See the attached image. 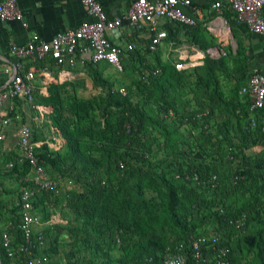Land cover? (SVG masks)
I'll list each match as a JSON object with an SVG mask.
<instances>
[{
	"label": "trees",
	"instance_id": "trees-1",
	"mask_svg": "<svg viewBox=\"0 0 264 264\" xmlns=\"http://www.w3.org/2000/svg\"><path fill=\"white\" fill-rule=\"evenodd\" d=\"M230 25L235 32H241L246 35V28L236 24L229 19ZM184 27L181 26V30ZM180 30V29H179ZM180 30V31H181ZM176 34L172 33L173 39H176ZM247 39H250V36ZM250 41V40H249ZM202 50H206L205 46H200ZM244 41L238 42L235 61H239L241 57L246 60ZM124 61L126 65H136L139 82L143 85L124 86L127 94L125 96L118 92H111V84L105 80L98 71L96 64L86 62L83 69L91 80L101 88L104 92L102 98L97 102V111L104 122H97L96 125L89 121V112L92 110V104L88 102L73 103L68 110L63 107L60 99L52 103V123L63 139V145L59 149L49 148L43 144L42 149H36L37 156L42 162L46 173L54 171L59 178L66 179L68 182L84 183L82 193H73L72 208L78 210L82 218L77 220V225L73 227L72 232L81 234L76 237L75 243H79V248L72 249L66 253L64 264H161L164 258L171 254L178 244H184L186 255L188 257L187 264H194L192 256L191 244L198 238L204 237L207 241L201 246V253L205 259L202 264H216L219 256V250L223 249L226 252L223 258L228 264H239L235 255L232 254V247L227 244L226 240L221 236V231L244 232L246 234L251 231L250 225L255 224V234L259 242H262L261 231L264 219V152L258 154L253 151V160L248 156L246 150L253 149L255 146H263L264 149V134L259 128L250 129L249 125V101L242 99L239 96V81L237 91L233 98L223 96L219 88L218 67L224 68L227 74L229 70V56L213 60L206 57L204 63L200 67L190 69L188 71H177L171 62H163L156 56L154 64H148L146 57L141 55L140 51H133L126 54ZM49 66L56 64L54 60H46L36 64V67ZM32 65V64H31ZM125 65V69H126ZM243 69H248L247 64H243ZM30 63L25 66L28 68ZM238 67V65L236 66ZM242 67H238L239 72ZM202 72L203 76L198 78V86L200 91L208 93L209 98L213 100L215 105L224 108L229 112V121L225 122L224 131L220 134L223 137V143L229 146V162L240 159L241 168L238 170L234 179L238 177L237 182L246 181L245 191L247 195L245 200H241L236 204V209L229 212L225 208L223 200L218 203H213L207 206L213 223L217 225V229L203 234H193L196 227L187 219L186 215L182 214L184 204L174 192L176 183L168 182L164 177H160L163 185L167 189L161 190L155 188L149 181L139 180L128 188L127 197L119 206L111 209L102 192V186L93 184V171H98L103 168V160H97L91 155L94 152H105L107 158L120 156L122 161L134 162L139 165L147 164L149 168H153L152 164L143 159V154L136 151V148L141 145V130L144 122L150 120L154 125L159 122L154 121L144 110L137 104L130 101V97L134 94H139L141 97L158 96L164 101V106H158V110L162 117V122L170 124L182 125L186 124L190 130H200L202 133L209 131L210 116L213 109L199 108L189 112L181 113L171 108L168 105L167 98L174 88L182 86L185 78L196 72ZM147 72V74H145ZM156 72V73H155ZM233 72V71H232ZM197 75V74H196ZM228 77L231 76L227 74ZM15 107L21 108L22 100L16 97L13 100ZM240 108V112L236 113V109ZM120 110L123 115L119 121L114 124L111 122V109ZM264 110L256 112L255 117H259ZM14 112L11 116L13 117ZM239 122V124H238ZM238 125V130L233 128ZM122 125H127L126 129L119 130ZM235 131V136H231L228 129L230 126ZM229 126V127H228ZM236 139H234V138ZM33 142H38L33 132ZM98 144V147L96 146ZM95 145V146H94ZM107 145V147L105 146ZM110 146V147H109ZM143 148V147H142ZM185 154L180 153L182 160L179 169V184L193 185L208 192H216L220 178L218 176L219 167L216 160L208 159V150L201 145ZM238 150V152H235ZM121 153V154H120ZM13 168L9 171L10 175H16L19 171V165L30 170L27 163H20L18 159H14ZM10 163V162H8ZM7 164V163H6ZM118 171L123 173L125 165L123 162L118 164ZM138 170V169H137ZM138 171H141L139 168ZM8 172V171H7ZM142 172V171H141ZM13 173V174H12ZM25 174V173H24ZM17 177L22 189L31 187L30 184L23 182V178L28 174ZM48 175V174H47ZM15 176V177H16ZM52 177V176H51ZM50 177V178H51ZM215 180L212 182V178ZM56 176L51 179L57 180ZM61 182V180H57ZM104 185V184H102ZM150 187L157 193L150 200L144 199V189ZM61 190V189H60ZM70 189L61 190L59 196L69 195ZM18 195V198L20 196ZM191 199V194H188ZM17 198V199H18ZM40 200L35 195L33 209L37 212ZM221 207L217 212H211L216 206ZM0 202V212L2 210ZM16 217L12 219V227L9 231L15 237V244L22 241L21 232L19 229L20 209L14 205ZM41 220L48 223L45 228V234L55 231L54 246L46 248L43 252L47 254L51 260V252L57 251L58 239L66 235L62 224H49L51 214L47 211V207L43 210ZM144 213V214H142ZM39 214V213H37ZM144 215V216H143ZM244 217V224L237 229L234 220ZM170 228L176 232L179 237L177 242L167 243L164 239L163 229ZM44 233V232H43ZM192 233V234H191ZM214 233L219 237V241L212 243L209 240V234ZM44 234V235H45ZM67 236V235H66ZM117 249L119 256L112 255L111 252ZM0 264H17L16 261L7 257L4 248L2 247V232L0 231Z\"/></svg>",
	"mask_w": 264,
	"mask_h": 264
},
{
	"label": "rangeland",
	"instance_id": "rangeland-1",
	"mask_svg": "<svg viewBox=\"0 0 264 264\" xmlns=\"http://www.w3.org/2000/svg\"><path fill=\"white\" fill-rule=\"evenodd\" d=\"M228 56L229 70L227 74H248V69H243V64L245 63L243 57L237 62L235 61L237 59H235L233 54ZM155 59L156 56L146 59V62L148 64H154L156 62ZM122 65L125 66V63L123 62ZM136 65L138 64H128L126 65V69L124 68L122 72H113L111 66L109 67L105 63L98 64L99 70L102 73H105V68L108 69L109 74L101 75L105 80L110 82L112 93L116 92L117 88L124 86H143L139 82ZM237 65L238 67H242V69L236 73V71H238V67H236ZM202 74V72L198 71L195 74L186 77L184 84L174 88L173 92L170 93L167 102L168 105H172L171 108L173 110L181 113L204 107H206V109L212 108L213 111L209 119L210 127L208 132L202 133L200 130H194L192 132L186 124L177 125L162 122L158 106L166 107L164 101L158 96L141 97L139 94H134L130 97V101L133 104L140 106L154 121L159 122L157 125H154L150 120L144 122L141 130V145L136 148V151L142 153L143 159L148 160L153 168H149L147 164L139 163L138 165L137 163L130 161H126L125 163L120 156L108 159L105 152L98 151L91 154L97 160H103L104 162L102 169L93 171V184L102 186V192L111 209L116 208L119 206L120 202H123L124 199H126L124 197H127L128 188L139 180L145 181V183L149 181L155 188H160L161 190L166 191L167 189L160 179L162 176L168 182L177 184L174 188V192L183 202L185 208L181 213L186 215L187 219L196 227L193 234L197 235L217 229V225L213 223L212 216H210L207 206L213 203H218L219 200H223L226 210L233 212L236 209V204L247 198V195L244 193L242 194V192L245 191L246 181L243 180V182L239 183L234 179L238 170L241 168V161L240 159H237L235 162H229V146L226 143H223L224 139L220 134L224 131L225 122L229 121V112L224 110V108L215 105L213 100L209 98L210 95L208 93L200 91L198 78L199 76H203ZM227 74L225 73L224 68L218 67L219 88L223 93V96L229 99V97L233 98L235 96L237 85L234 82L235 79L230 76L228 77ZM45 81L46 84L42 87L41 92L36 91V104L45 106L48 111L51 110L52 112V103L58 99L62 101L63 107L66 110H68L73 103L81 101L88 102L92 104V110L89 112V121L91 124H94L95 126L99 121L104 122V118H102L97 111V102L104 95V91L96 86L87 74L75 73L65 79L60 76L59 72H56V74L50 75V78ZM48 111L44 112V109L42 110L43 117H40L37 111L33 113L39 120V122L34 125V135L39 141H47L42 143V145L51 143L48 137V133L50 132L48 125L51 124L53 129H55L54 131H56V128L52 123L53 118L52 115H50L51 112ZM122 115L123 113L120 110L112 108L110 117L111 122L116 124L119 119H121ZM126 126L127 125H122V127H119V130L120 128L126 129ZM233 128L237 130L239 129L237 123L236 127L233 126ZM233 128L230 126L228 129L231 136H235ZM42 145L39 146V150L42 149ZM200 145L208 150V159L212 160V158H214L219 167L218 176L220 182L216 192H208L191 184L178 183V172L182 163L179 156L180 153L185 154L192 150H196V147ZM52 146L53 148H57L58 145L55 146L53 143ZM96 146L98 147V144H96ZM105 146L107 147V145ZM253 151L254 149L252 148L246 150L248 156L252 160L253 158H257L254 156L255 154H253ZM235 152H238V150H235ZM121 162L125 165V171L123 173L119 172L117 167ZM18 166L19 171L18 173L16 172L17 176L15 178L23 176L24 173V175H29V170L26 169V167L19 164ZM139 168H141L142 172L138 171ZM9 172L11 171L8 170V173ZM47 174L48 177L56 176L57 180H61V190L67 187L70 189L68 196H66V193L64 196H59L60 193L56 194L54 191H36V196L42 200V202L39 203L37 210V213H39L38 215L40 217L41 215L43 216V210L47 207V211H49L48 213L51 214V218L55 221L52 224H62L65 229L64 233L67 236H64L65 239L60 237L56 245V253H50L52 264H64L66 261V253L72 249L79 248L80 246L79 243H75V241L77 240L76 237L82 235L76 232L73 233L72 230L73 227L77 225V220L82 218V215L78 210L71 206L74 200L73 193H82L85 187L82 181L75 184L74 182H68L66 179L59 178L54 171H50ZM18 187L19 188L16 189L14 195L15 201L20 193V186L18 185ZM188 194H191V199L188 197ZM156 195L157 193L154 189L150 187L144 189V199L150 200L151 197H155ZM122 198L124 199L122 200ZM11 207L12 208L8 211V214L10 219H13L17 216L14 203ZM219 208L221 207L218 205L211 212H217ZM59 221H63V223ZM262 222V242H259L257 239V235L255 234L256 225L254 223L249 226L252 230L248 231L246 234H244V232H234L230 230L221 231V236L226 240L227 244H230L232 247V254L235 255L239 264H264V219ZM46 226L48 225H45L42 228L37 227L36 231H41L45 234V231L47 230L45 228ZM162 233L167 243L173 244V242H177L179 235L176 232H173L170 228H164ZM54 237L55 231L53 233L45 234L46 248H52L54 246ZM111 254L119 256V251L115 249Z\"/></svg>",
	"mask_w": 264,
	"mask_h": 264
},
{
	"label": "built area",
	"instance_id": "built-area-1",
	"mask_svg": "<svg viewBox=\"0 0 264 264\" xmlns=\"http://www.w3.org/2000/svg\"><path fill=\"white\" fill-rule=\"evenodd\" d=\"M82 4L91 21L82 23L74 29L57 33L50 40H43L37 34H33L30 40L23 46L14 43L9 45V56L17 62L13 64V74L6 85L0 89V144L5 139L8 128L12 124L11 114L15 110L13 100L19 97L23 103L31 109L39 110L35 102L37 87L35 84L36 72L34 69L24 67L22 62L38 64L47 58L54 60L57 66L73 67L77 60L84 64L86 60L91 63L107 62L118 72L123 71V57L133 51H139L136 43L116 44L112 40L122 39L121 28L126 24L129 28L141 31L146 28L150 33V39L145 45L149 52L155 51L167 38V32L159 29L161 20L177 22L186 26H194L195 22L185 15L179 8L180 5L190 6L189 0H136L126 16L108 18L102 6L97 0H82ZM224 5L234 13L236 20L245 25L248 30L256 35H264V0H217L213 4L216 10ZM0 22H19L23 27L22 14L17 8L16 0H0ZM109 34V36H108ZM112 34V40L110 38ZM175 43L171 44L173 47ZM213 56V52L209 51ZM88 55V59L85 56ZM205 53L192 50L191 53L181 52L174 67L178 71H188L203 65ZM43 76H49L47 66L39 67ZM125 96L127 91L121 87L116 90ZM240 96H247L250 102L249 111L255 114L264 110V74L253 71L247 85L239 91ZM7 103L5 107L4 104ZM250 129L259 128L264 134V114L249 119ZM33 130L30 126H23L17 141V159L20 163H27L33 171L32 176L23 178V182L31 187L22 189L19 198L14 205L20 209L19 229L22 241L15 244V237L9 231L2 232V247L8 258L17 264H50V258L43 252L46 238L43 232L36 231L48 223L42 222L40 216L33 209L36 191H54L61 194L60 182L48 177L42 162H40L36 149L39 144L32 141ZM13 168V162L4 166L5 171ZM239 178L236 177L235 180ZM215 178H212V182ZM244 217L234 220L237 229L244 224ZM212 243L219 241V237L209 234ZM207 241L201 237L192 242L191 251L194 264H202L205 260L201 253V246ZM225 250H219L216 264H228L225 258ZM187 255L184 244H178L173 252L167 255L161 264H187Z\"/></svg>",
	"mask_w": 264,
	"mask_h": 264
},
{
	"label": "crops",
	"instance_id": "crops-1",
	"mask_svg": "<svg viewBox=\"0 0 264 264\" xmlns=\"http://www.w3.org/2000/svg\"><path fill=\"white\" fill-rule=\"evenodd\" d=\"M97 1L102 6L107 17L112 19L115 17L126 16L130 6L136 0ZM189 1L191 2L189 7L180 5L179 8L185 15L194 20L195 25L186 26L177 22L161 20L159 29L167 32V38L153 52H149L145 49V45L148 43L151 36L146 28L138 31L131 29L124 24L121 28L123 38L120 40H114L113 38L112 40V34H110V38L114 43L120 45L128 42L136 43L140 48L139 51L141 55L145 56L146 59L157 56L163 62H171L173 66L177 61L178 55L183 51L188 53H191L192 50L200 51L205 53V58L209 57L213 60H218L233 54L236 59L238 42L242 40L247 48L244 56L246 57L245 63L248 67V74H230V77L235 79L234 82L236 84L239 81V91L247 85L249 77L253 71L256 70L264 74V35L256 36L252 34L245 25L236 20L234 13L227 5H224L220 10L214 9L213 4L217 0ZM16 5L22 14V21L26 24V27H23L19 22H0V89L10 80L13 74L12 66L17 62L14 58L9 56V45L11 42L17 46H23L30 40L33 34H37L43 40H50L59 32L77 28L82 23L92 20V18L88 16L85 7L82 4V0H16ZM262 14L264 16V9ZM229 19L233 20L236 24L245 27L246 35H243L238 31L235 32L230 25ZM181 26L184 27L183 30H181ZM177 32V38L173 39L172 33L176 34ZM246 36H250V39H247L248 37ZM172 43H175L173 47H171ZM200 46H205L206 50H202ZM209 51L213 52L215 55L213 56ZM85 59H88V55L85 56ZM124 59L125 57H123L122 64L124 62L126 65ZM46 60L50 59L47 58ZM86 62L90 63L88 60H86ZM27 63L28 62L26 61L22 62L24 67ZM85 63L81 64L79 60H77L73 67L67 65L57 66L56 64L49 66V63L45 64V66L48 67L50 75L59 72L61 77L67 79L71 74H86L83 69ZM99 63H105L109 67L111 65L105 61L96 63V67L100 74H109L108 69L106 68L104 69L105 73H102L99 70ZM124 67L125 66H123V69ZM29 69H34L36 72L35 84L37 91L41 92L42 87L46 84L45 80L49 79L50 75L43 76L39 68L36 67V64H30ZM112 70L113 72H118L114 68ZM145 74H147V72H145ZM241 97L243 100L245 98L248 99L247 96H240V98ZM4 106L6 107L7 103H5ZM38 106L40 107V111L31 109L30 106L23 102L21 108L17 109V107H15L14 115L13 117L11 116L12 124L7 130L5 139L0 144V202L3 207L0 212L1 232L9 230L12 227V219H10L8 211H10L12 208L11 206L15 203L14 195L20 184H18L19 181L15 178L16 175H10L5 171L4 166L6 163L12 162L17 157L18 153L16 145L22 127L25 125L30 126L34 132V125L39 122V120L33 113L37 111L39 116L43 117L42 110L44 109V112L48 111L47 107ZM48 112H51V110ZM239 112L240 108L238 107L236 113ZM255 114L250 113L249 119L253 116L255 117ZM262 114H264V111ZM48 126L50 129L48 137L51 143H47V145L49 144V148L57 150L62 147L63 140L61 139L59 132L54 131L55 129H53L51 124ZM44 142L47 141L43 140L36 143L42 145ZM53 143L55 146L58 145L57 148H53ZM253 149L258 154L264 152L263 146L260 145L255 146ZM32 175L33 171L30 169L29 176ZM54 222L53 218H51L49 224ZM59 222L63 223V221Z\"/></svg>",
	"mask_w": 264,
	"mask_h": 264
}]
</instances>
